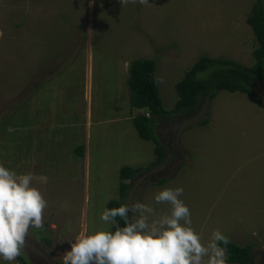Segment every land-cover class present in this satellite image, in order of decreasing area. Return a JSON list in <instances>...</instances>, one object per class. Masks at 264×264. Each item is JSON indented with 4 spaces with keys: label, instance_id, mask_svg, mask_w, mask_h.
Segmentation results:
<instances>
[{
    "label": "rangeland",
    "instance_id": "374dc122",
    "mask_svg": "<svg viewBox=\"0 0 264 264\" xmlns=\"http://www.w3.org/2000/svg\"><path fill=\"white\" fill-rule=\"evenodd\" d=\"M254 1L0 0V164L31 172L47 202L43 227L25 237L29 263L63 264L68 242L107 229L100 213L120 197L119 169L131 166L143 168L124 181L123 203L166 212L154 193L182 187L203 242L219 229L264 264V84L255 94L218 91L186 121L156 123L166 155L150 168L155 144L132 125L126 83L132 60H154L170 110L175 84L201 56L252 66Z\"/></svg>",
    "mask_w": 264,
    "mask_h": 264
},
{
    "label": "clouds",
    "instance_id": "9594fccd",
    "mask_svg": "<svg viewBox=\"0 0 264 264\" xmlns=\"http://www.w3.org/2000/svg\"><path fill=\"white\" fill-rule=\"evenodd\" d=\"M32 179L31 172L17 174L0 164V264H12L20 255L30 227H43L47 202ZM182 193V187L157 190L153 201L169 205L161 213L139 201L104 207L99 219L109 227L81 233L68 242L63 264H226V248L221 245L228 243V236L213 229L203 242L191 226Z\"/></svg>",
    "mask_w": 264,
    "mask_h": 264
},
{
    "label": "trees",
    "instance_id": "16d2710c",
    "mask_svg": "<svg viewBox=\"0 0 264 264\" xmlns=\"http://www.w3.org/2000/svg\"><path fill=\"white\" fill-rule=\"evenodd\" d=\"M246 21L258 45L253 51V65L246 67L231 59L201 56L175 84L177 101L170 110L162 107L156 86V62L152 59L137 58L128 64L126 79L128 102L131 110L136 112L132 117V125L140 139L155 144L156 158L150 168L160 165L166 155L164 150L166 142H163L155 132L156 123L175 115L182 116L183 121H186L188 116L197 111L199 105L204 106V102L214 98L218 91L255 94V87L264 84V6L261 0H255L251 4ZM206 70L204 77L198 76ZM205 123L204 120L200 122L202 125ZM75 151L83 156V146ZM142 168L123 166L119 169L120 197L118 200L108 201L107 208L123 204V196L129 188L124 181L133 179ZM165 182L166 180L160 179L155 185H162ZM116 219L119 220V217ZM221 246L226 248L227 263L254 264L250 245L239 246L228 240L226 245ZM16 258L20 264H31L21 253Z\"/></svg>",
    "mask_w": 264,
    "mask_h": 264
}]
</instances>
